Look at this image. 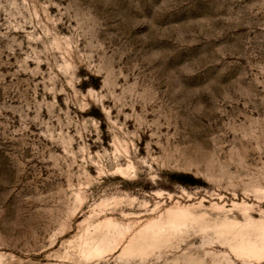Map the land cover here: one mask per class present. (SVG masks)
Segmentation results:
<instances>
[{
  "label": "rangeland",
  "instance_id": "374dc122",
  "mask_svg": "<svg viewBox=\"0 0 264 264\" xmlns=\"http://www.w3.org/2000/svg\"><path fill=\"white\" fill-rule=\"evenodd\" d=\"M0 264H264V0H0Z\"/></svg>",
  "mask_w": 264,
  "mask_h": 264
}]
</instances>
